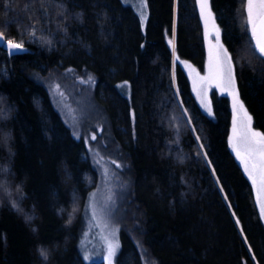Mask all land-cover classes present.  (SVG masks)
<instances>
[{
    "label": "trees",
    "instance_id": "1",
    "mask_svg": "<svg viewBox=\"0 0 264 264\" xmlns=\"http://www.w3.org/2000/svg\"><path fill=\"white\" fill-rule=\"evenodd\" d=\"M211 1L241 97L264 132V57L245 1ZM148 4L145 26L123 0H0L1 31L28 48L0 46V264H105L80 251L96 166L45 82L67 69L92 77L109 154L125 164L117 264H264L255 189L230 145L231 100L214 92L210 117L174 64L169 35L178 59L205 67L198 2Z\"/></svg>",
    "mask_w": 264,
    "mask_h": 264
},
{
    "label": "rangeland",
    "instance_id": "2",
    "mask_svg": "<svg viewBox=\"0 0 264 264\" xmlns=\"http://www.w3.org/2000/svg\"><path fill=\"white\" fill-rule=\"evenodd\" d=\"M123 1L137 10L143 24L146 26L150 14L148 0ZM244 1L248 22L247 0ZM197 2L201 13L200 0H197ZM209 4L212 17L207 20V24L205 16L201 15L207 51L204 69L188 59H177L175 35H169L168 37L169 41H172L170 45L173 49L174 64L177 60L182 63L190 78L193 93L207 115L213 118L216 117L214 92L230 98L232 106L230 145L245 170L244 162L241 159V157L247 158L245 145L241 138L243 114L238 108L234 111L233 96L225 90L228 87L227 74L222 65L220 45L227 50L230 57L235 79V90L239 94V100L243 102L245 108L246 106L240 94L233 57L223 41L221 26L211 0H209ZM213 24L219 30V40H217V33L213 28ZM250 28L252 29L251 24ZM218 57L220 63H218ZM89 76V74L70 69L58 70L49 74L45 78V82L51 89L55 104L68 124L77 136L83 137L87 141L90 155L94 160L98 173L97 183L91 192L92 194L88 196L84 206L85 210H83L85 230H83L80 240V251L88 263L103 261L105 264H109V245H116L111 256V264H117L118 254L122 246L121 221L124 218L128 194V185L121 173L125 168V164L117 158H111L109 154L110 149L114 150V145L111 143L112 136L109 134L110 130H108L106 116L95 101L93 80L89 81ZM57 85H59V88H57ZM234 120L235 134L233 132ZM252 127L256 131L262 132L254 126L253 122ZM233 144H235V148ZM237 151H239L240 156L237 155ZM250 170L252 171L251 177L246 170L245 172L253 183L258 207L264 221V181H262L258 170ZM147 264L155 263L152 259H148Z\"/></svg>",
    "mask_w": 264,
    "mask_h": 264
},
{
    "label": "snow or ice",
    "instance_id": "3",
    "mask_svg": "<svg viewBox=\"0 0 264 264\" xmlns=\"http://www.w3.org/2000/svg\"><path fill=\"white\" fill-rule=\"evenodd\" d=\"M200 4L201 15L205 16L207 24V20L212 17L209 0H200ZM247 14L248 22L252 26L253 37L256 39L255 48L258 50L259 54L264 57V0H247ZM213 28L217 33V40H219V30L214 24ZM0 39H3L2 33H0ZM169 43H172V41H169ZM7 45L11 49L16 50L23 48L22 43H16L12 40H8ZM220 52L222 54V65L225 68L227 74L228 87L225 90L229 91L233 96L234 111L238 108L243 114L241 138L243 139L245 145L247 158L241 157V159L244 162L245 170L250 177L252 176V171L250 169H256L260 172L262 181H264V132H259L253 129L252 116L247 112L243 102L239 100V94L235 90V79L233 76L231 60L227 54V50L223 49L222 45H220ZM218 63H220L219 57ZM91 80L92 77H89V81ZM126 83L127 82H125V84ZM57 88H59V85H57ZM209 111L211 110L209 109ZM233 132L234 134L236 133L235 120ZM233 147L235 148V144H233ZM237 155L240 156L239 151H237ZM13 207L17 208V210H20L15 204ZM29 219H31V217H29ZM115 247L116 245H109V264H111V256L113 255ZM41 256L44 259H47V254L43 249H41Z\"/></svg>",
    "mask_w": 264,
    "mask_h": 264
},
{
    "label": "water",
    "instance_id": "4",
    "mask_svg": "<svg viewBox=\"0 0 264 264\" xmlns=\"http://www.w3.org/2000/svg\"><path fill=\"white\" fill-rule=\"evenodd\" d=\"M258 31H259V26H258ZM0 33L3 34V39H0V46H3L6 50L10 51L11 53H15V52H24V51H27L28 48L23 46L22 49L20 50H16V49H11L8 45H7V38L5 36V34L1 31L0 29ZM253 40H254V44H256V39L253 37ZM13 41V40H12ZM15 42V41H14ZM17 43V42H16Z\"/></svg>",
    "mask_w": 264,
    "mask_h": 264
},
{
    "label": "bare ground",
    "instance_id": "5",
    "mask_svg": "<svg viewBox=\"0 0 264 264\" xmlns=\"http://www.w3.org/2000/svg\"><path fill=\"white\" fill-rule=\"evenodd\" d=\"M92 194V193H91ZM85 210V209H84ZM85 216V215H84ZM85 218V217H84ZM85 230V229H84Z\"/></svg>",
    "mask_w": 264,
    "mask_h": 264
}]
</instances>
